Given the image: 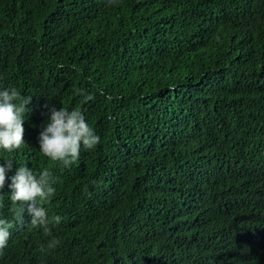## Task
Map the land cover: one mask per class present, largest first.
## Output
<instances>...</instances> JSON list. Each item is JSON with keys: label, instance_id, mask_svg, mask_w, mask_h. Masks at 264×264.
I'll use <instances>...</instances> for the list:
<instances>
[{"label": "trees", "instance_id": "1", "mask_svg": "<svg viewBox=\"0 0 264 264\" xmlns=\"http://www.w3.org/2000/svg\"><path fill=\"white\" fill-rule=\"evenodd\" d=\"M11 87L32 101L0 149V264H264V0H0ZM46 104L100 137L71 167L40 151ZM24 165L56 178L50 237L10 201Z\"/></svg>", "mask_w": 264, "mask_h": 264}, {"label": "clouds", "instance_id": "2", "mask_svg": "<svg viewBox=\"0 0 264 264\" xmlns=\"http://www.w3.org/2000/svg\"><path fill=\"white\" fill-rule=\"evenodd\" d=\"M114 2V0H113ZM62 68L63 65L57 66ZM83 94V90H81ZM103 94V93H101ZM93 99L91 95H85L84 100ZM112 99V97H107ZM32 96H22L15 87L0 90V149L11 153L24 144L23 127L25 114L29 113L28 105ZM49 111V118L39 135L40 151L50 161L60 162L64 167H71L80 156L81 148L92 150L100 142V137L92 127L88 125L84 112L79 108L71 110L53 105H45ZM0 164V190L5 187L7 173L13 168V161L5 160ZM56 178L52 172L45 168L40 172H34L26 165L19 167L15 175L11 177L8 187L10 201L14 206L17 217L27 210L31 216L30 225L42 230L45 237L52 236V226L61 222L59 215H48V209L44 206L51 202L56 193ZM27 206V208H25ZM13 224L5 218H0V252L8 244L10 229ZM59 244L57 238L48 240L47 247L55 248ZM43 247L41 251H43Z\"/></svg>", "mask_w": 264, "mask_h": 264}]
</instances>
